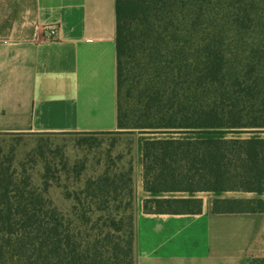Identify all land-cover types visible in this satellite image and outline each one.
I'll list each match as a JSON object with an SVG mask.
<instances>
[{
    "label": "trees",
    "instance_id": "obj_1",
    "mask_svg": "<svg viewBox=\"0 0 264 264\" xmlns=\"http://www.w3.org/2000/svg\"><path fill=\"white\" fill-rule=\"evenodd\" d=\"M116 22L117 132L0 134V264H137L138 134L188 137L144 142L147 193L264 194V139L240 137L264 134V0H116Z\"/></svg>",
    "mask_w": 264,
    "mask_h": 264
},
{
    "label": "crops",
    "instance_id": "obj_2",
    "mask_svg": "<svg viewBox=\"0 0 264 264\" xmlns=\"http://www.w3.org/2000/svg\"><path fill=\"white\" fill-rule=\"evenodd\" d=\"M57 27L52 41L48 26ZM116 0H0V134L117 132ZM136 136L137 264L264 259V213L216 214L249 193L151 194ZM264 139V134L256 135ZM148 199L202 201L201 213L148 214Z\"/></svg>",
    "mask_w": 264,
    "mask_h": 264
},
{
    "label": "rangeland",
    "instance_id": "obj_3",
    "mask_svg": "<svg viewBox=\"0 0 264 264\" xmlns=\"http://www.w3.org/2000/svg\"><path fill=\"white\" fill-rule=\"evenodd\" d=\"M142 136V140L144 139H155V138H165V137H168V138H188V137H185V136H178V135H173V136H161V135H148V134H141ZM238 137V136H237ZM242 138H250V137H256L255 135H242L240 136ZM191 138V137H190ZM100 139L102 140H105L106 141V137H100ZM112 139V138H110ZM2 139H0V143H2L1 141ZM10 146V144H5L3 146V148L5 149V151L9 150L8 147Z\"/></svg>",
    "mask_w": 264,
    "mask_h": 264
},
{
    "label": "built area",
    "instance_id": "obj_4",
    "mask_svg": "<svg viewBox=\"0 0 264 264\" xmlns=\"http://www.w3.org/2000/svg\"><path fill=\"white\" fill-rule=\"evenodd\" d=\"M48 32H49V34H50V36H49V39H51L52 41H54V39H55V37H56V35H57V27L56 26H54V25H52V26H48L47 28H45Z\"/></svg>",
    "mask_w": 264,
    "mask_h": 264
}]
</instances>
